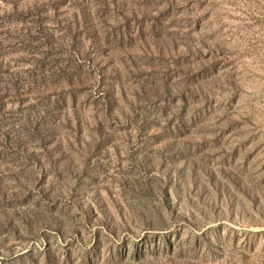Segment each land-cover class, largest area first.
Here are the masks:
<instances>
[{"label": "rangeland", "instance_id": "1", "mask_svg": "<svg viewBox=\"0 0 264 264\" xmlns=\"http://www.w3.org/2000/svg\"><path fill=\"white\" fill-rule=\"evenodd\" d=\"M0 264H264V0H0Z\"/></svg>", "mask_w": 264, "mask_h": 264}]
</instances>
